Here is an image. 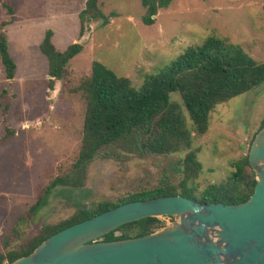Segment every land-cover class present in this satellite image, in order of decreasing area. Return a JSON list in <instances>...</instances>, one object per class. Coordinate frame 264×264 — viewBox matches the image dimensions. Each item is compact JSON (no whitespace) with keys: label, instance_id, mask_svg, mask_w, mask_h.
I'll return each instance as SVG.
<instances>
[{"label":"rangeland","instance_id":"obj_1","mask_svg":"<svg viewBox=\"0 0 264 264\" xmlns=\"http://www.w3.org/2000/svg\"><path fill=\"white\" fill-rule=\"evenodd\" d=\"M4 1L14 9L13 22L3 30L16 69L8 81L0 62V135L6 127L14 130L0 144V249L4 236L41 189L69 168L80 144L83 97L80 90L58 80L49 88L48 62L39 49L46 30L52 31V43L60 51L74 42L82 44L80 53L68 62L66 79L88 75L92 61H98L139 88L209 35L264 62V0H172L151 25L142 22L141 0H98L105 19L89 24L83 36L77 14L85 0ZM7 18L0 4V23ZM169 98L190 126L178 93H170ZM263 118L264 81L214 108L206 132L193 136L192 146L202 164L198 190L225 178L229 163L247 153ZM165 162L162 158H97L88 167L85 184L91 193L73 191L74 200L68 198L67 189L51 193L32 226L66 218L78 199H113L152 185L172 172V165Z\"/></svg>","mask_w":264,"mask_h":264},{"label":"trees","instance_id":"obj_2","mask_svg":"<svg viewBox=\"0 0 264 264\" xmlns=\"http://www.w3.org/2000/svg\"><path fill=\"white\" fill-rule=\"evenodd\" d=\"M171 1L141 0L144 8L142 22L151 25L158 11L168 7ZM0 4L8 16L0 23V62L5 78L10 81L16 64L9 54L3 28L13 22L14 9L4 0H0ZM77 15L80 36L89 29V24L105 19L98 0H85ZM51 38L52 31L48 29L39 45L48 62L47 84L52 89L58 80L67 88L81 91L84 111L80 144L69 168L55 175L41 189L25 213L15 220L10 233L4 236L0 264L29 254L40 242L65 227L126 202L168 195H181L201 203L237 204L248 199L255 178L247 153L229 163L231 170L221 182L210 183L198 190L197 179L202 164L198 159L199 151L192 142L193 136L206 132L210 114L217 105L264 81V62L259 63L240 48L209 35L200 44L187 47L162 74L135 88L128 78L117 76L98 61H92L88 75L66 79L68 62L80 53L82 44L74 42L60 51ZM172 92L180 96L191 120L190 126L185 123L177 104L170 101ZM263 125L264 118L249 145ZM13 134L14 130L6 127L0 135V144ZM97 158H162L167 165H172V172L162 175L152 185L118 194L113 199H76L74 211L66 218L33 227L31 222L46 206L51 193L67 189L68 198L73 200L76 196L73 191L91 193L85 184L88 167ZM163 224L155 217L143 218L119 226L100 240L142 236Z\"/></svg>","mask_w":264,"mask_h":264},{"label":"water","instance_id":"obj_3","mask_svg":"<svg viewBox=\"0 0 264 264\" xmlns=\"http://www.w3.org/2000/svg\"><path fill=\"white\" fill-rule=\"evenodd\" d=\"M247 159L255 185L241 203L181 195L126 202L55 232L7 264H264V125ZM147 217L176 220L142 236L100 240Z\"/></svg>","mask_w":264,"mask_h":264}]
</instances>
